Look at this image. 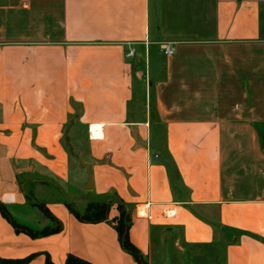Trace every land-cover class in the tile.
Returning a JSON list of instances; mask_svg holds the SVG:
<instances>
[{
    "label": "crops",
    "instance_id": "crops-1",
    "mask_svg": "<svg viewBox=\"0 0 264 264\" xmlns=\"http://www.w3.org/2000/svg\"><path fill=\"white\" fill-rule=\"evenodd\" d=\"M117 205L143 264H264V0H0V264H137Z\"/></svg>",
    "mask_w": 264,
    "mask_h": 264
},
{
    "label": "trees",
    "instance_id": "trees-1",
    "mask_svg": "<svg viewBox=\"0 0 264 264\" xmlns=\"http://www.w3.org/2000/svg\"><path fill=\"white\" fill-rule=\"evenodd\" d=\"M118 213L113 218L112 222L114 224V229L117 234V239L120 244V247L127 252L137 264H143L141 256L135 247L130 243L127 235V215L124 212L123 208L120 205H117ZM108 212V205L106 203H98V204H88L84 213L82 215H77L73 213L74 216L82 221L87 222H99L104 221L106 219ZM46 231L40 232V235H43ZM14 264H20V262H14ZM45 264H51L48 260H46ZM64 264H89L84 261H81L73 256H67Z\"/></svg>",
    "mask_w": 264,
    "mask_h": 264
},
{
    "label": "built area",
    "instance_id": "built-area-1",
    "mask_svg": "<svg viewBox=\"0 0 264 264\" xmlns=\"http://www.w3.org/2000/svg\"><path fill=\"white\" fill-rule=\"evenodd\" d=\"M162 52L165 55H169L172 53V48L170 47V45L164 46V47H162ZM133 55H134L133 45L131 43H127L126 49L124 51V58L131 59L133 57Z\"/></svg>",
    "mask_w": 264,
    "mask_h": 264
},
{
    "label": "rangeland",
    "instance_id": "rangeland-1",
    "mask_svg": "<svg viewBox=\"0 0 264 264\" xmlns=\"http://www.w3.org/2000/svg\"><path fill=\"white\" fill-rule=\"evenodd\" d=\"M151 24V23H150ZM154 26H155V23H154ZM140 72L142 73V69L140 70ZM142 82V86L145 87L146 86V81L145 79L141 78V81H136L135 84H134V90L135 92H139V88H140V83ZM75 207L78 208V206L75 204ZM118 209V208H117Z\"/></svg>",
    "mask_w": 264,
    "mask_h": 264
},
{
    "label": "water",
    "instance_id": "water-1",
    "mask_svg": "<svg viewBox=\"0 0 264 264\" xmlns=\"http://www.w3.org/2000/svg\"><path fill=\"white\" fill-rule=\"evenodd\" d=\"M87 177H88V182H87V184L85 185L84 190H88V189L90 188V186H91V178H90L89 175H88Z\"/></svg>",
    "mask_w": 264,
    "mask_h": 264
}]
</instances>
